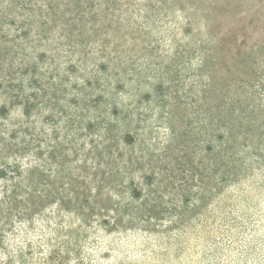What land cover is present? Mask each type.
<instances>
[{
  "label": "rangeland",
  "instance_id": "obj_1",
  "mask_svg": "<svg viewBox=\"0 0 264 264\" xmlns=\"http://www.w3.org/2000/svg\"><path fill=\"white\" fill-rule=\"evenodd\" d=\"M262 84L264 0H0V264H264V167L221 180L205 117Z\"/></svg>",
  "mask_w": 264,
  "mask_h": 264
},
{
  "label": "trees",
  "instance_id": "obj_2",
  "mask_svg": "<svg viewBox=\"0 0 264 264\" xmlns=\"http://www.w3.org/2000/svg\"><path fill=\"white\" fill-rule=\"evenodd\" d=\"M250 82V80H248ZM263 81V80H261ZM247 79L242 80L243 89L247 86ZM263 90V91H262ZM260 93L264 95V85L260 87ZM254 95L245 98L249 100L247 104L244 103V99L241 98V91H237L229 95V99L224 103H216V109L211 114H206L209 123L222 122L221 125L217 124V129L222 128V132H219V142L213 145L211 139L207 142L206 151H214L216 146L221 149V161L216 168V172H219L221 180L238 181L247 176L254 170H260L264 167V107L260 108V103L255 101ZM31 106L34 104L29 102ZM30 106V107H31ZM29 105H25V111L28 112ZM218 109V111H217ZM220 110V111H219ZM222 110V115L220 114ZM16 165V163H14ZM39 166L37 162L35 167ZM15 172H18L16 169ZM1 175H4L0 171ZM217 174V173H216ZM13 187H8L5 198H11V202L15 208H18L19 202L27 201L24 211L18 210V215L27 217L32 215L36 210L45 206V203L39 208V201L35 199L36 188H27L24 191L17 187L16 184ZM48 192L44 194L45 199H48ZM44 199V201H45ZM36 203L37 206H33ZM21 212V213H20ZM7 225L5 221L0 220V247L4 246V235ZM21 253L20 255H22ZM41 263L46 261H52L51 256H43ZM53 262V261H52ZM53 263H57L54 261ZM59 263V262H58ZM3 264H10V260L7 259Z\"/></svg>",
  "mask_w": 264,
  "mask_h": 264
}]
</instances>
